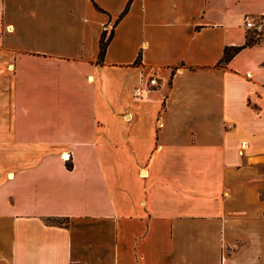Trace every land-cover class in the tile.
I'll list each match as a JSON object with an SVG mask.
<instances>
[{
    "label": "crops",
    "instance_id": "1",
    "mask_svg": "<svg viewBox=\"0 0 264 264\" xmlns=\"http://www.w3.org/2000/svg\"><path fill=\"white\" fill-rule=\"evenodd\" d=\"M257 16L0 0V264H264V41L221 61Z\"/></svg>",
    "mask_w": 264,
    "mask_h": 264
},
{
    "label": "built area",
    "instance_id": "2",
    "mask_svg": "<svg viewBox=\"0 0 264 264\" xmlns=\"http://www.w3.org/2000/svg\"><path fill=\"white\" fill-rule=\"evenodd\" d=\"M244 26L248 31H252L255 35L261 34L264 31V16L245 17ZM157 86V80L150 78L147 80L146 87L136 86L133 90V96L137 99H142Z\"/></svg>",
    "mask_w": 264,
    "mask_h": 264
},
{
    "label": "trees",
    "instance_id": "3",
    "mask_svg": "<svg viewBox=\"0 0 264 264\" xmlns=\"http://www.w3.org/2000/svg\"><path fill=\"white\" fill-rule=\"evenodd\" d=\"M127 12V8L123 11L122 15L125 14ZM262 34H258L257 36H260ZM112 39V32L106 36L105 32H103L100 36V40H99V61H101L104 57L106 48L110 42V40ZM253 38H248L246 36V42L243 46L240 47H226L224 50V54L222 57V63H226L228 62L234 55H236L240 50H242L244 47L247 46H251L253 44H256L255 42H253Z\"/></svg>",
    "mask_w": 264,
    "mask_h": 264
},
{
    "label": "rangeland",
    "instance_id": "4",
    "mask_svg": "<svg viewBox=\"0 0 264 264\" xmlns=\"http://www.w3.org/2000/svg\"><path fill=\"white\" fill-rule=\"evenodd\" d=\"M261 34L262 35L257 36L252 31H248V33L246 34V36L248 38H253V40H254L253 42L260 43V42L264 41V31Z\"/></svg>",
    "mask_w": 264,
    "mask_h": 264
},
{
    "label": "bare ground",
    "instance_id": "5",
    "mask_svg": "<svg viewBox=\"0 0 264 264\" xmlns=\"http://www.w3.org/2000/svg\"><path fill=\"white\" fill-rule=\"evenodd\" d=\"M65 157L67 158L68 156H67V155H65Z\"/></svg>",
    "mask_w": 264,
    "mask_h": 264
}]
</instances>
